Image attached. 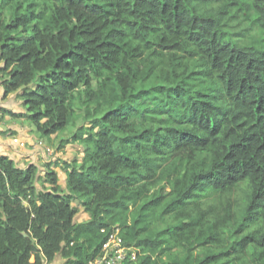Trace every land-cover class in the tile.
Wrapping results in <instances>:
<instances>
[{
  "label": "trees",
  "instance_id": "1",
  "mask_svg": "<svg viewBox=\"0 0 264 264\" xmlns=\"http://www.w3.org/2000/svg\"><path fill=\"white\" fill-rule=\"evenodd\" d=\"M0 85L82 145L0 155V264H87L115 229L123 264H264V0H0Z\"/></svg>",
  "mask_w": 264,
  "mask_h": 264
},
{
  "label": "rangeland",
  "instance_id": "2",
  "mask_svg": "<svg viewBox=\"0 0 264 264\" xmlns=\"http://www.w3.org/2000/svg\"><path fill=\"white\" fill-rule=\"evenodd\" d=\"M8 111H12V112H23L24 109L21 105L20 100L15 96L14 94H11L7 97H3V90L2 87L0 85V138L1 140H3L2 142L6 145H10L9 148L5 147L4 152H8L9 155L15 159V163L18 164L19 166H22L23 164H25L26 161H24V159L26 158L24 156V154H19V153H13L14 150L16 149H23V150H34L36 149L37 151H34L35 153L40 154L37 156V161L38 164L40 165L39 170L41 171V169H43V166H45L46 164V160H48L51 156L55 158L54 161L56 160H67V161H71L73 159H79L80 158V152L82 150L80 144H72V143H67L65 144V146L62 149H59V144L61 139H66L69 138L71 136V134L75 131L76 128H73L71 130H67L63 133H59L57 135H51V140L48 141L46 137H41L39 134H36L33 132V126L31 124H29L26 120H23L22 118H14V117H8L5 118L4 117V113L6 115H10V113ZM82 121L79 120L77 122V126L81 125ZM11 124H14L17 129H11L9 126ZM20 135V136H19ZM24 138H22V137ZM13 139H17L18 142L13 143ZM28 139V140H26ZM39 139L42 140L43 142V146L45 147V145L49 146L52 150L53 153H51V155L48 156V154L44 153V149L41 146H37V142ZM4 140H11V143H9V141H4ZM24 143V144H23ZM23 144V145H22ZM16 148H13V147ZM14 149V150H13ZM22 150V151H23ZM15 152V151H14ZM21 156H19V155ZM14 155V156H13ZM27 158L30 160H33L34 164H36V162L34 161L35 158L33 157V152H27ZM58 181L60 186L64 185V182L62 181V172L58 171ZM74 205L76 204V206L78 207L79 212L76 214L75 216V220L80 221V220H84V211L79 207V205L77 204V202L74 201L73 203Z\"/></svg>",
  "mask_w": 264,
  "mask_h": 264
},
{
  "label": "built area",
  "instance_id": "3",
  "mask_svg": "<svg viewBox=\"0 0 264 264\" xmlns=\"http://www.w3.org/2000/svg\"><path fill=\"white\" fill-rule=\"evenodd\" d=\"M15 142L17 143L18 140L13 139V143ZM36 142V147L42 145L44 153L48 154V156L53 153V150L49 146H43L41 139ZM138 252V248L133 245L126 244L120 237L118 230L115 229L108 235L106 241L102 245L100 254L90 260L87 264H123L126 261L136 260L138 258Z\"/></svg>",
  "mask_w": 264,
  "mask_h": 264
},
{
  "label": "crops",
  "instance_id": "4",
  "mask_svg": "<svg viewBox=\"0 0 264 264\" xmlns=\"http://www.w3.org/2000/svg\"><path fill=\"white\" fill-rule=\"evenodd\" d=\"M4 117H5V118H8V117H11V116H10V115H6V114L4 113ZM9 127H10L11 129H14V130L17 129V127H16L14 124H11ZM19 136H20V135H19ZM21 137H22V136H21ZM22 138H24V137H22ZM26 140H28V139H26ZM2 141H3V140H1V138H0V155H1V154H3V155H7V156H9L11 159H13V160L15 161V159L12 158V157L9 155L8 152H4V151H5L4 148H5V147H8V148H9L10 145H6V144H4ZM4 141H7V142L9 141V143H11V140H4ZM11 147H13V146H11ZM13 148H16V147H13ZM23 149H24V148H23ZM23 149H16V150L13 149V150L15 151V152L13 151V153H15V154H16V153H19V154H22V155L24 154V156L26 157V158L24 159V161H26L25 164H27V163H34L33 160H30V161H29V159L27 158V157H28V156H27V152H28V153H29V152H33V157L35 158L34 161L36 162V165L38 166V168H40V165H41V164H38V161H37V159H38L37 156L40 155V154L37 155V153L34 152V151H37V150L34 149V150H30V151H27V150L25 151V150H23ZM2 150H4V151H2ZM22 150H23V151H22ZM19 154H18V155H19ZM80 155H81V154H80ZM13 156H14V155H13ZM19 156H21V155H19ZM48 160H49V159H48ZM48 160H46L45 162H47ZM15 162H16V161H15ZM25 164H23L22 167H23ZM56 170H57V171H60L58 168H56ZM64 180H65V174L62 172V181L64 182ZM84 214H85V215H84V220H85V219L88 218V215H87L85 212H84ZM77 221H78V220H77ZM80 221H81V220H80ZM56 264H61V261H60L59 259L56 260Z\"/></svg>",
  "mask_w": 264,
  "mask_h": 264
}]
</instances>
